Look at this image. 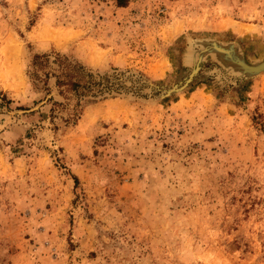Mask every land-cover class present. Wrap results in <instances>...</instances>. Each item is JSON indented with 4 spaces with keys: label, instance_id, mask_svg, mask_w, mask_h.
I'll return each instance as SVG.
<instances>
[{
    "label": "rangeland",
    "instance_id": "1",
    "mask_svg": "<svg viewBox=\"0 0 264 264\" xmlns=\"http://www.w3.org/2000/svg\"><path fill=\"white\" fill-rule=\"evenodd\" d=\"M0 264H264V0H0Z\"/></svg>",
    "mask_w": 264,
    "mask_h": 264
},
{
    "label": "trees",
    "instance_id": "2",
    "mask_svg": "<svg viewBox=\"0 0 264 264\" xmlns=\"http://www.w3.org/2000/svg\"><path fill=\"white\" fill-rule=\"evenodd\" d=\"M119 6H125L128 0H117ZM59 63V67L61 69L60 77L58 78L57 85L59 88H65L66 92H75L78 96L81 95L79 89L84 88L87 82H84V86L81 85L82 76H80L81 67L80 65H73L67 61H63L60 57L56 58L55 63ZM49 57L47 55L44 56H36L33 62V65L36 69L43 68L47 64H49ZM37 76V74H35ZM89 88V87H88ZM63 94L64 91H61Z\"/></svg>",
    "mask_w": 264,
    "mask_h": 264
},
{
    "label": "bare ground",
    "instance_id": "3",
    "mask_svg": "<svg viewBox=\"0 0 264 264\" xmlns=\"http://www.w3.org/2000/svg\"><path fill=\"white\" fill-rule=\"evenodd\" d=\"M242 67V66H241Z\"/></svg>",
    "mask_w": 264,
    "mask_h": 264
}]
</instances>
